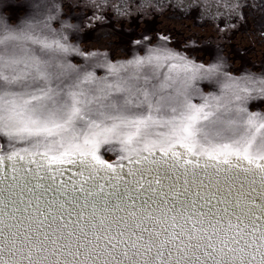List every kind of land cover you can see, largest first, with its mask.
Masks as SVG:
<instances>
[{"label": "snow or ice", "instance_id": "obj_1", "mask_svg": "<svg viewBox=\"0 0 264 264\" xmlns=\"http://www.w3.org/2000/svg\"><path fill=\"white\" fill-rule=\"evenodd\" d=\"M40 16H0V196L13 206L0 264H264V113L246 106L264 73L196 63L167 36L128 60L72 63L57 16Z\"/></svg>", "mask_w": 264, "mask_h": 264}, {"label": "water", "instance_id": "obj_2", "mask_svg": "<svg viewBox=\"0 0 264 264\" xmlns=\"http://www.w3.org/2000/svg\"><path fill=\"white\" fill-rule=\"evenodd\" d=\"M45 4L49 8H41ZM52 4L59 5L57 12L51 11ZM37 11L41 13L38 18L57 16L49 23L78 50L68 57L72 63H85L79 51L103 53L112 62L128 60L143 54L136 41L147 37L151 40L148 47H156L160 43L157 38L167 36L170 49L196 63L219 60L224 70L234 76L264 73V0H0V16L12 25L21 24ZM102 59L92 57L91 62ZM95 71L98 76L106 74L104 69ZM197 86L203 92L215 90L206 80L198 81ZM246 106L250 111L264 113V97L250 99ZM25 146L22 142L16 144L17 148ZM100 155L109 163L118 159L115 153H105L103 148ZM16 163L19 166L23 161L17 158ZM6 164L11 175L12 162ZM123 164L125 170L130 167L127 161ZM67 168L58 181L68 182L70 192L71 181L79 178L73 175L76 167ZM256 179L259 191V178ZM10 183L11 180L0 183V189H6ZM52 195L48 194L49 199ZM7 196V191L0 196L8 203L7 208L0 203V209L10 216L13 206ZM3 218L5 223H14Z\"/></svg>", "mask_w": 264, "mask_h": 264}]
</instances>
